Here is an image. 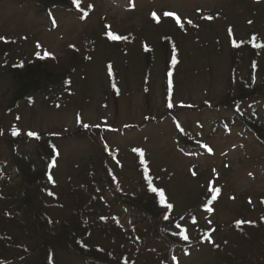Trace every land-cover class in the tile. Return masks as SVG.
Listing matches in <instances>:
<instances>
[{"label":"rangeland","instance_id":"1","mask_svg":"<svg viewBox=\"0 0 264 264\" xmlns=\"http://www.w3.org/2000/svg\"><path fill=\"white\" fill-rule=\"evenodd\" d=\"M166 11L175 12L179 23L176 17H165ZM229 27L241 39L253 33L264 38V0H80L78 10L59 8L50 13L25 0H0V37H4L0 40V136L6 138L14 128L21 137L28 131L58 136L54 176L63 194L79 182L82 166L87 168L86 162L95 160L97 144L88 131L99 129L117 153L112 167L125 188L135 187L143 162L158 187L165 189L174 215L196 213L185 229L187 240L195 245L188 256L161 262L133 238L131 257L137 264H231L239 237L235 222L264 216V149L253 137L236 129L221 130L205 138L211 152L193 149L189 155L177 141L180 124L210 131L218 120L234 114L221 106L234 82L233 64L236 81L252 69L250 58L234 63ZM108 31L127 39L111 40ZM168 35L178 48L170 78L166 77L168 51L160 46ZM144 44L154 47L152 54L144 52ZM75 50L84 55L91 51L78 65L70 87L61 86L50 99L37 94L9 109L13 64L51 53L49 58L65 66ZM252 73L254 84L264 80V51ZM261 98L243 107L263 102ZM32 146L29 143L25 149ZM11 149L7 143L0 146L1 158L11 159ZM79 161L82 166H76ZM213 188L220 189L215 200H211ZM62 201L69 205L71 199L63 196ZM66 211L67 206L54 214L62 216ZM59 259L63 264L86 263L65 253H59Z\"/></svg>","mask_w":264,"mask_h":264},{"label":"trees","instance_id":"2","mask_svg":"<svg viewBox=\"0 0 264 264\" xmlns=\"http://www.w3.org/2000/svg\"><path fill=\"white\" fill-rule=\"evenodd\" d=\"M25 1L43 13L59 8L78 10L73 0ZM160 46L163 52L168 51L166 71H171V66L175 65L172 62L173 49L176 61L178 57L175 40L172 36H164ZM230 46L234 52V63L250 58L252 71L236 81L233 64L234 82L221 101V106L234 111L232 116L218 120L210 131H206L205 126H199L195 131L178 125L177 141L185 155L192 154L193 149L209 152L204 147L207 145L205 138L221 130L229 133L236 129L240 134L253 137L256 144L264 149V80L254 84L252 73L264 51V38L253 33L241 39L232 30ZM153 48L144 44L146 54H152ZM89 53L84 55L73 51L65 66L43 54L13 64L9 68L13 81L9 109L18 108L24 101H32L37 94H44L50 99L51 94L61 86L70 87L78 65L86 60ZM109 65L111 86L114 88L115 73L111 63ZM166 75L170 78L169 72ZM168 78L166 84L170 92L172 84H169ZM259 97L263 102L250 108L243 107L247 101ZM94 129L88 133L97 144L96 158L93 162H86L87 168L82 166L83 161L76 164L82 166L80 180L63 194L57 190L54 176L59 157L58 136L38 134L36 138L13 136L12 133L6 138L0 136V146L7 143L12 148L11 159L0 156V264H63L59 253L79 257L87 264H137L136 258L131 257L134 255L135 239L144 251L154 252L161 257V262L169 263L172 259L188 256L195 247L179 232L185 233L187 224L195 220L196 213L174 215V206L165 210L158 194L149 190L148 177H151L153 187H160L143 162L139 164L140 177L135 187L125 188L112 167L111 161L118 159L117 153L111 150L102 132ZM29 143L33 146L25 149ZM53 161L55 165L50 167ZM49 175L52 180L48 179ZM63 196L71 199L69 205L62 201ZM166 198L171 203L167 194ZM65 206V214H54L55 210H64ZM165 215L169 217L167 220L163 218ZM49 219L52 223L48 222ZM244 221L253 223L236 224L239 237L231 254V264H264V216ZM14 229L16 234L12 233ZM18 234H21V239ZM12 252H15L14 255Z\"/></svg>","mask_w":264,"mask_h":264},{"label":"snow or ice","instance_id":"3","mask_svg":"<svg viewBox=\"0 0 264 264\" xmlns=\"http://www.w3.org/2000/svg\"><path fill=\"white\" fill-rule=\"evenodd\" d=\"M73 3L76 5V7H78V8L80 7V0H73ZM163 15H164L165 17H176V20H177V22L179 23V19H180V18L176 15L175 12L166 11V12L163 13ZM152 16H153L154 18H156L157 20H159V17H157L156 12H153V13H152ZM206 18H207V19H212L211 16H208V17H206ZM53 23H55V20H54V19H53ZM187 23H188V24H192V20L189 19V20L187 21ZM248 23L251 24L252 21L249 20ZM106 27H109V26H106ZM180 27L183 28L184 25H183V24H180ZM231 32H232V29H231V27H229V33L231 34ZM106 34H107V36H108L111 40H126V39H127V37H125V36H120V35H116V34H114V33L111 32V31H108ZM255 38H256V37H255V35H254V36H253V39H255ZM2 39H4V37H0V40H2ZM233 43H235V41H233ZM38 46H39V45H38ZM258 46H260V45H258ZM70 47H75V46H74V45H70ZM38 55H39V53H38ZM45 55H51V53H45ZM172 62H173V63H176V60H175V49H173ZM170 83H171V82H170ZM171 106H172V105L169 104V107H171ZM17 119H19V117H18ZM77 119H78V121H79V119H80L79 114H77ZM83 126H84V127H88V125H83ZM18 134H19V129L14 128L13 131H12V135H13V136H16V135H18ZM27 135H28L29 137H36V138H38V133L35 132V131H28V132H27ZM204 147H205L209 152L212 151V149H211L208 145H204ZM134 151H139V150H138V149H134ZM141 155H142V153H141ZM54 165H55V161H53L52 164L49 165V166L52 167V166H54ZM145 172L147 173V168L145 169ZM213 172H215V169H213ZM192 175H196V172L193 171V172H192ZM48 179H49V180H52V176L49 175V176H48ZM148 187H149V190H150V191H152L153 193H157V194H158V196H159V202H160L161 205H164L165 210H171V209L173 208V204L167 202L165 189H164V188H156V187H153V186H152V180H151V177H148ZM211 191L214 193V194L212 195V200H215V199H216V195H215V194H218V193L220 192V189H219V188H213V189H211ZM49 194L51 195L52 193H49ZM250 202H251V201H250ZM209 211H212V209L209 208ZM163 218L167 220L169 217H168V215H165ZM101 219H104V217H101ZM48 222H49V223H52V221H51L50 219H49ZM209 223H210V221H209ZM235 223L237 224V226H239V225H241V224H243V223H253V222H252V221H242V220H237ZM177 227L179 228L180 226L177 225ZM179 235L183 236V238H184L185 240L188 239V236H187L183 231L179 232Z\"/></svg>","mask_w":264,"mask_h":264}]
</instances>
